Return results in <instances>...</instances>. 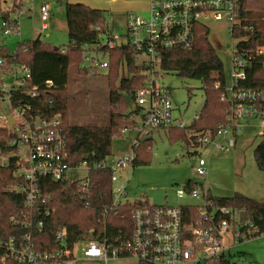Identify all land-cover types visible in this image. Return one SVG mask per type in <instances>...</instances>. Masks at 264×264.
<instances>
[{
	"label": "built area",
	"instance_id": "obj_1",
	"mask_svg": "<svg viewBox=\"0 0 264 264\" xmlns=\"http://www.w3.org/2000/svg\"><path fill=\"white\" fill-rule=\"evenodd\" d=\"M242 0H149L146 16L130 12L123 37L111 34L105 22L106 33L100 34L99 42L84 47L80 70L97 73L107 70L110 51L128 48L136 57V65L143 67L140 88L131 96L138 112L131 115L135 120L132 130L137 132L133 144L152 139L156 131L188 129L199 120L200 112L187 118L177 114L171 101V92L160 84L164 76L161 69L163 55L167 52L190 51L197 44V36L209 29L206 22H226L237 44L229 47L232 54V77L230 85L225 83L221 100L228 105L225 125L214 134L205 131L195 134L192 148L212 147L217 151L229 152L236 145L240 132L239 123L256 119L262 125L260 136L264 139V87H253L257 74L264 72V44H254V27L246 25L241 18ZM25 4L31 10V0H1L0 11L7 17L0 19V37H19L18 19ZM51 9L49 4L40 7L42 30H47ZM96 30L100 31L99 27ZM244 33V35H241ZM106 38V44L100 40ZM66 52L65 49L62 50ZM3 70V71H2ZM5 63L0 60V73ZM160 72H163L160 74ZM0 82V129L13 136L11 146L16 147L17 176L23 181L13 188L24 196V205L19 218L12 217L15 226L29 231L0 243L3 251L0 264H75L74 245L68 243V232H57L56 250H40L32 239V229L39 230L43 221L33 225L35 212L46 198L40 188V179L53 183H78L80 193L89 195L90 172L106 170L111 173L114 206H123L128 199L126 182L121 185L123 173L133 168L136 156L109 158L90 165L82 161L70 165L67 136L59 113H42L35 109L30 100L46 99L53 105L55 88L47 81L42 87L31 84L30 69L21 64H12ZM134 75H129L132 79ZM218 87V86H217ZM10 120L13 121L12 126ZM129 130L125 129L122 134ZM133 153V152H132ZM75 172H84L76 178ZM196 172L207 176L206 160L198 156ZM177 197H189L198 202L196 214L179 207L147 205L133 211V229L130 240L120 251L113 249L106 240L87 241L82 254L87 260L109 263L113 259H134L138 264H199L209 261L220 262L229 251L224 246V234L231 233L232 241L246 239L258 234V228L249 221H242L243 211L220 207L211 198L207 185L197 184L179 189ZM143 201V200H141ZM26 213V214H25ZM40 213V211H39ZM48 217L49 212H46ZM249 226L246 231L241 229Z\"/></svg>",
	"mask_w": 264,
	"mask_h": 264
},
{
	"label": "trees",
	"instance_id": "obj_2",
	"mask_svg": "<svg viewBox=\"0 0 264 264\" xmlns=\"http://www.w3.org/2000/svg\"><path fill=\"white\" fill-rule=\"evenodd\" d=\"M65 11L69 39L66 47L55 48L38 38L34 41L18 42L16 49L11 50L6 46L5 38L0 37V60L5 63V70L0 73V82L12 64L25 65L30 69L33 86L42 87L47 81L52 82L56 90L53 94V105H49L44 98L30 100L31 105L42 113L61 114L67 136L70 165L74 166L82 161L94 165L112 158L113 139L123 137V130L130 131L134 128L135 120L130 117L138 110H128L127 98L140 88L142 76L138 74L143 67L136 65V57L128 48L110 51L107 58L109 66L105 71L109 92L107 125L80 126L69 123V70L75 68L78 75H89L87 71L79 69L83 61L84 47L98 43L100 34L106 33V26L101 10L84 4L67 3ZM6 17L0 11V19ZM241 18L246 25L254 27V44H264V0H242ZM96 27H99L100 31L96 30ZM63 49L66 50L65 53L62 52ZM161 69L165 73H176L184 78L201 81L205 95L199 120L191 128L166 131L165 136L173 143L180 142L192 147L196 133L211 131L216 134L226 123L228 105L221 100L226 79L215 47L207 38H203L202 43H197L190 51L167 52L163 55ZM129 75L134 77L128 79ZM257 77L260 80L252 83V86L264 87V72H259ZM12 139L13 136L6 129H0V243L18 238L29 231L11 222L12 217L19 218L24 205V196L13 190L21 186L23 181L16 174V147L11 146ZM152 146L153 141L148 139L140 140L138 146L132 145V152L137 155L133 168L147 160ZM256 163L258 168L264 171V139L256 149ZM89 178L91 191L86 196L80 193L79 184L76 182L53 183L46 178L40 179V188L46 200L44 203L40 202L39 210L35 212L33 219V225L38 220L43 221V227L38 231L32 229L36 248L48 251L58 249L55 237L61 229L67 230L68 243L71 246L79 241L106 240L113 249L120 251L130 240L133 211L149 205V202L140 200L114 206L111 173L106 170H92ZM195 185L196 183L189 181L185 186ZM211 198L220 207L243 211L242 221H249L258 228V234L246 239L264 234V202L241 194L228 198ZM181 207L184 211L191 210L196 214L193 205ZM46 212H49L48 217ZM248 228L249 226L241 230L246 231ZM244 240L239 239L238 242ZM2 253L3 251H0V260ZM204 264L236 263L224 257L220 262L209 261Z\"/></svg>",
	"mask_w": 264,
	"mask_h": 264
},
{
	"label": "rangeland",
	"instance_id": "obj_3",
	"mask_svg": "<svg viewBox=\"0 0 264 264\" xmlns=\"http://www.w3.org/2000/svg\"><path fill=\"white\" fill-rule=\"evenodd\" d=\"M68 0H32L31 10L25 4V10L20 15V36L5 38V44L15 50L19 41L42 42L55 48L68 46L69 39L66 28V11L64 8ZM103 11L107 29L113 35L123 37L126 34V22L130 12L146 16L147 11L130 9L132 0H90ZM146 2L147 0H140ZM48 3L52 13L48 22V29L42 30L39 15L41 4ZM197 36L200 44L203 38L215 47L217 55L223 65L226 84L230 85L232 77V54L229 47L237 44L232 37L226 22L208 21ZM260 42L263 40H259ZM103 38L100 43L106 44ZM106 70H98L87 76L78 75L75 68L69 70V123L80 126H105L109 121V92L107 88ZM163 72H160V74ZM160 84L171 92V101L176 113L190 118L202 110L205 101L201 81L184 78L176 73H163ZM128 110L134 111L136 105L132 97L127 98ZM240 132L236 145L229 152L217 151L212 147L205 149L192 148L184 143L172 142L163 132L154 133L153 146L150 156L134 168L127 169L122 175V186L126 185L130 202L147 200L154 206L179 207L186 205L197 206L198 202L189 198H178L176 192L183 189L189 181L206 184L213 197L228 198L241 194L259 202H264V171L256 163V149L262 143L260 136L261 123L256 119H246L239 123ZM116 137L112 142V157L117 159L129 156L137 132L128 131ZM137 158V155L134 154ZM198 156L203 157L208 166L207 176H200L196 172ZM145 157H142V159ZM84 172H75L76 178L84 176ZM133 182L135 186H133ZM26 214V213H25ZM87 241H79L74 246L75 264H107L100 260H87L82 254V248ZM224 246L229 251L226 257L236 264H264V234L243 242L234 243L231 233L224 234ZM108 264H138L134 259H113ZM194 264V263H189ZM204 264V262L199 263Z\"/></svg>",
	"mask_w": 264,
	"mask_h": 264
},
{
	"label": "crops",
	"instance_id": "obj_4",
	"mask_svg": "<svg viewBox=\"0 0 264 264\" xmlns=\"http://www.w3.org/2000/svg\"><path fill=\"white\" fill-rule=\"evenodd\" d=\"M67 3H71V4H84V5H86V6H89L90 8H93V9H96L97 7H95L92 3H91V1L90 0H68L67 2H66V4ZM32 0H31V6H32ZM43 4H45V3H43ZM43 4H41V5H43ZM46 4H48V3H46ZM129 4H131V7H130V9H132V10H134V11H144V10H146V11H148V7H149V0H147L146 2H142V1H140V0H132ZM50 6V5H49ZM66 6V5H65ZM41 7V6H40ZM50 9H51V7H50ZM65 10V7L64 8H60V11L61 10ZM51 13H52V10H51ZM39 15H40V8H39ZM50 16H51V14H50ZM128 18V17H127ZM50 20V19H49ZM49 22V21H48ZM106 22V21H105ZM107 25V24H106ZM47 27H48V23H47ZM66 28H67V23H66ZM48 29V28H47ZM19 42H21V41H19ZM162 131H158V133L160 134ZM154 133H156V131L154 132ZM154 133L152 134V139H150V140H153V136H154ZM164 133V132H163ZM165 134V133H164ZM192 182H194V181H192ZM121 184H122V182H120ZM194 183H196V182H194ZM124 185H126V183L124 184ZM134 186H135V184H134ZM209 190V189H208ZM209 192H210V190H209ZM210 194H211V192H210ZM211 196H212V194H211ZM213 197V196H212ZM129 201V200H128ZM130 202V201H129ZM150 204V203H149Z\"/></svg>",
	"mask_w": 264,
	"mask_h": 264
},
{
	"label": "water",
	"instance_id": "obj_5",
	"mask_svg": "<svg viewBox=\"0 0 264 264\" xmlns=\"http://www.w3.org/2000/svg\"><path fill=\"white\" fill-rule=\"evenodd\" d=\"M12 123H13V121H12V120H10V125H11V126H12ZM134 184H135V183L133 182V184H132V185L134 186Z\"/></svg>",
	"mask_w": 264,
	"mask_h": 264
}]
</instances>
